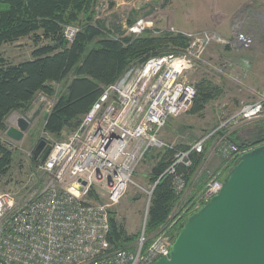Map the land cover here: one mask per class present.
Masks as SVG:
<instances>
[{
  "label": "built area",
  "instance_id": "obj_1",
  "mask_svg": "<svg viewBox=\"0 0 264 264\" xmlns=\"http://www.w3.org/2000/svg\"><path fill=\"white\" fill-rule=\"evenodd\" d=\"M138 27L131 32L137 34ZM77 33L75 27L64 29L70 43ZM210 45L236 51L250 48L252 39L242 34L234 39L213 32L196 34L190 37V56L199 63ZM185 72L182 58L174 54L131 64L103 90L75 131L48 144V156L36 166L47 176L40 191L35 190L20 205L9 194L0 193V264H154L167 256L174 239L168 233L171 227L216 196L231 164L254 148L231 142L226 128L264 120V88L254 89L251 99L220 120L215 130L185 150L176 149L161 134L170 120L192 108L196 91ZM213 136L217 137L221 169L205 170L204 186L186 199L187 185L180 169L190 170L193 157L199 156L203 160L200 168L205 167L204 149ZM164 150L172 152L173 158L163 176L171 178L172 191L181 201L168 229L152 237L141 229L131 246L112 247L108 241L110 212L129 187L137 186L134 177L148 154ZM153 189L150 186L147 192L145 219Z\"/></svg>",
  "mask_w": 264,
  "mask_h": 264
},
{
  "label": "trees",
  "instance_id": "obj_2",
  "mask_svg": "<svg viewBox=\"0 0 264 264\" xmlns=\"http://www.w3.org/2000/svg\"><path fill=\"white\" fill-rule=\"evenodd\" d=\"M105 1L110 9L113 8L114 0ZM100 2L0 0V131L6 130L5 120L10 114L29 109L37 93L52 97L55 94L52 84L65 82L64 91L57 97L43 126L45 133L61 141L79 127L103 90L114 84L131 64L145 62L154 56L176 55L187 47L189 41L186 36L168 32L145 31L136 38L117 39L115 33L118 30H106L103 22L96 19ZM67 27L78 28L72 43L64 37ZM32 37L48 43L36 46L29 61L11 64L3 58L5 46ZM195 91L189 113L197 116L219 96V91L205 80L195 85ZM245 128H250L247 136L252 139L251 147L264 144V120ZM229 139L237 146L246 144L244 141L235 142L233 136ZM177 149L185 150L187 147ZM152 155L157 161L149 181L154 189L145 224L147 237L167 230L174 211L181 203L172 191L171 178L163 176L171 164L173 153L152 151L147 159ZM202 161V156L193 157L190 170L180 169L185 175L186 185L196 176ZM11 163L12 154L0 145L1 175L8 172ZM34 164L37 166L36 161ZM184 221L182 217L168 233L174 237ZM109 225L108 241L114 248L129 247L138 238V235H126L113 211L110 212Z\"/></svg>",
  "mask_w": 264,
  "mask_h": 264
},
{
  "label": "rangeland",
  "instance_id": "obj_3",
  "mask_svg": "<svg viewBox=\"0 0 264 264\" xmlns=\"http://www.w3.org/2000/svg\"><path fill=\"white\" fill-rule=\"evenodd\" d=\"M100 3L96 19L105 23L104 28L106 30H118L117 33H115L117 39L136 38L145 31L161 32L155 29V26H150L147 20V18H149L150 21L156 20L158 17L162 19L161 11L159 12L155 9L158 7L159 0L152 3L155 7L152 9L153 11L146 10L142 2L138 4L139 10L133 8L131 11L125 9L123 5L118 6L116 9H110L105 0H101ZM112 24L118 25L109 28ZM137 25L139 26V32L133 34L131 29ZM163 32L177 35L172 28ZM249 35L252 36H248L252 38L251 47L248 49H240L243 51H239L243 53L246 52V55L249 57L245 56V58H242L239 57L241 56L240 54L236 57L235 55H226V57L224 55L225 60L220 62V58H218V60L214 61L215 65L224 62L226 66V70L223 72L224 75L213 73L212 71L207 73L201 66H197L200 63H197L195 59L190 56L188 48L189 42L185 49L176 53L177 56L182 58L186 69L185 74L194 88L198 82L205 80L219 91V96L205 107L201 115L194 116L190 114L189 112L192 108L184 115L183 124L186 126L184 131L176 133V130H170V140L167 142L173 144L176 149L197 141L199 138L187 143L185 142L188 141V137L193 136L192 133L198 136L201 134L199 126L205 125L212 129L214 124H219L218 122L223 118H229L238 110L241 104L248 102L251 99V94L254 89L264 88V41L259 34ZM190 37H187L188 41H190ZM47 43L48 42L41 40L36 41L35 38L29 40V42L27 39H24L17 43L19 45L8 46L5 50V55L10 58L13 63H22L29 60V53H31L33 49ZM16 54H18V57ZM65 84V82H61V84H52L55 93L52 97H47L43 93H37L29 109L21 111L20 113L16 112L10 114L5 120L6 130L3 132L0 131V145L4 150L12 154V163L9 169H7L8 172L3 175L0 174V193L9 194L16 205L22 204L26 199H29L33 194L40 191L47 180V176L44 172L37 171V167L32 158V152L40 140L45 141L47 144L59 141L45 133L43 126L48 111L52 109L53 103L64 91ZM44 99L52 105L48 107L45 101H43ZM14 116L23 117L30 123L29 130L19 143H14L5 136L12 121L14 123ZM10 120L12 121L10 122ZM247 126H250V124L245 126H230L226 128L228 130H225V132L228 136H231V134ZM243 134V136H240L241 141L239 142L241 143L242 140H244V143H252V139L250 140L247 136L250 134V131L246 130ZM216 142L217 137L211 138L209 141L210 145L206 150V157L209 161L205 167L199 169L198 172L202 173L200 176L204 175L205 170L209 169L216 171L221 169L222 159H220L219 154L216 153ZM156 161L157 159L152 155L151 158L141 164L134 177V183L137 186L129 187L122 199L123 203L121 205V210L123 214H120L117 221L121 225L124 223L127 236L135 237L139 234L138 231L145 229V211L148 201L147 192L150 187L149 181L151 178V171ZM35 190L37 191L34 192ZM114 210L113 212H115Z\"/></svg>",
  "mask_w": 264,
  "mask_h": 264
},
{
  "label": "water",
  "instance_id": "obj_4",
  "mask_svg": "<svg viewBox=\"0 0 264 264\" xmlns=\"http://www.w3.org/2000/svg\"><path fill=\"white\" fill-rule=\"evenodd\" d=\"M30 128L16 116L5 136L19 143ZM50 146L32 152L42 163ZM219 193L184 221L167 256L154 264H264V145L236 158Z\"/></svg>",
  "mask_w": 264,
  "mask_h": 264
},
{
  "label": "crops",
  "instance_id": "obj_5",
  "mask_svg": "<svg viewBox=\"0 0 264 264\" xmlns=\"http://www.w3.org/2000/svg\"><path fill=\"white\" fill-rule=\"evenodd\" d=\"M155 1L157 0H114L113 8L116 9L118 6L123 5L124 8L128 9L129 11H131L133 8L139 10L138 4L142 2L146 10L153 11L152 9H154L155 7L152 3ZM155 9H157L159 12L161 11L162 19L158 17L156 20L150 21L149 18H147V20L150 26H155V29L161 32L168 31L170 28H172L175 33L187 37L194 36L200 33L214 32L228 39H234L238 34H242L245 36H251L249 34H259L264 41V0H159L158 7ZM103 24L105 25L104 22ZM117 25L118 24H112L111 26H109V28H113ZM27 40L29 42L31 38H28ZM20 41H18L17 43H19ZM17 43L13 45H7L3 49V58L8 63L20 64V62L13 63L11 59L5 55L6 48H8V46L19 45ZM239 51L243 50L238 49L236 51H232L222 48L218 45H210L207 48L206 52H204L202 56L203 59H201V61L199 62L200 64L197 66H201L202 69L207 73L209 71H212L213 73L224 75L223 72L226 70L224 62L219 65H215L214 61L218 60V58H220V62L222 60H225L224 55L225 57L226 55H235L236 57L238 54H240L241 56L239 57H249L248 55H246V52L243 53ZM32 52L29 53V60L31 59ZM16 56L18 57V54H16ZM184 115H181L177 119H172L168 122L167 127L161 134L162 139H164L166 142H169V134L170 130L172 131V129L176 130V133H181L182 131H184V129L186 128V126L183 124L185 118ZM217 126L218 124H214V127H212V129H210L211 127L205 125L199 126L201 134L198 136L192 133L193 136L188 137V141L185 142L187 143L197 138L200 139L202 136L209 134L210 132L215 130ZM248 129L243 127L234 134H231V137L233 136V140L238 143L239 141H241L240 136H243V132ZM243 141L244 140H242V142ZM187 145L182 147L186 148ZM209 145L210 143L208 142L204 149L205 156H207L206 149L209 147ZM205 181V175L194 176L187 185V191L184 194V197H186V199H190L191 197H193L201 190L198 189V187L204 186ZM122 203L123 202L121 200V203L114 210L116 219H119L120 214H123L121 210ZM121 227L125 231L124 223L121 225ZM139 232L140 231H138V233Z\"/></svg>",
  "mask_w": 264,
  "mask_h": 264
},
{
  "label": "bare ground",
  "instance_id": "obj_6",
  "mask_svg": "<svg viewBox=\"0 0 264 264\" xmlns=\"http://www.w3.org/2000/svg\"><path fill=\"white\" fill-rule=\"evenodd\" d=\"M43 101H44V100H43ZM48 113H49V111H48ZM75 130H76V129H75ZM75 130H73V131H75ZM73 131H72V132H73ZM72 132H70V133H72ZM70 133H69V134H70ZM69 134H68V135H69Z\"/></svg>",
  "mask_w": 264,
  "mask_h": 264
}]
</instances>
